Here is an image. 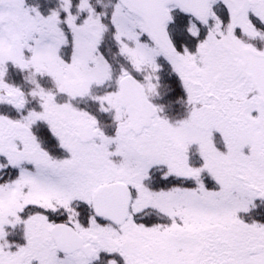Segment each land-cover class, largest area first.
Instances as JSON below:
<instances>
[{
  "label": "snow or ice",
  "instance_id": "snow-or-ice-1",
  "mask_svg": "<svg viewBox=\"0 0 264 264\" xmlns=\"http://www.w3.org/2000/svg\"><path fill=\"white\" fill-rule=\"evenodd\" d=\"M0 264H264V0H0Z\"/></svg>",
  "mask_w": 264,
  "mask_h": 264
}]
</instances>
